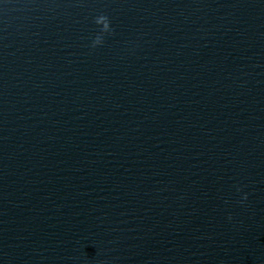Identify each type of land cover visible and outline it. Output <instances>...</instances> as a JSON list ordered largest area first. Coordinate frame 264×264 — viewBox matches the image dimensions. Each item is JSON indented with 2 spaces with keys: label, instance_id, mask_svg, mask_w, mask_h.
<instances>
[{
  "label": "clouds",
  "instance_id": "9594fccd",
  "mask_svg": "<svg viewBox=\"0 0 264 264\" xmlns=\"http://www.w3.org/2000/svg\"><path fill=\"white\" fill-rule=\"evenodd\" d=\"M94 22L96 24H101L103 25L102 31L107 32L110 34L112 32L111 26H110V20L106 15H99L95 18ZM101 43V37L96 36V38L93 40L92 47H96L97 44Z\"/></svg>",
  "mask_w": 264,
  "mask_h": 264
}]
</instances>
